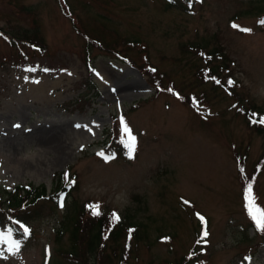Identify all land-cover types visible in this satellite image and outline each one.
I'll use <instances>...</instances> for the list:
<instances>
[{
    "label": "rangeland",
    "instance_id": "374dc122",
    "mask_svg": "<svg viewBox=\"0 0 264 264\" xmlns=\"http://www.w3.org/2000/svg\"><path fill=\"white\" fill-rule=\"evenodd\" d=\"M194 1L184 0L189 10H181L164 0H0V188L45 185L50 192L59 174L75 177L78 185L67 205L74 199L126 208L146 225L150 246L140 248L131 264H163L189 252L196 242V211L208 222V244L201 243L197 252L209 264H247L251 252L249 264H264V247L255 246L264 242V231L256 235L251 226L234 158L245 153L252 171L264 137L231 107L232 97L202 84L192 67L199 63L193 45L220 47L239 80L235 95L240 91L244 105L264 110V10L258 11L261 0ZM19 3L37 13L38 35L47 45L41 55L21 44L26 60L8 43L10 26H31ZM101 27L108 39L117 33L141 42L165 81L181 91L180 99L164 92L152 98L139 69L97 48L89 69L83 33L93 38ZM116 47L135 54L123 44ZM90 71L97 88L88 91ZM202 92L207 113L189 107L190 93ZM121 113L137 136V151L131 159L106 161L99 155L103 129ZM252 191L264 207V167ZM65 207L54 213L43 207L31 222L33 236L22 240L20 249L0 244V264H42L46 254L54 264L57 248L66 244V234L57 235ZM161 234L175 238L157 240Z\"/></svg>",
    "mask_w": 264,
    "mask_h": 264
},
{
    "label": "trees",
    "instance_id": "16d2710c",
    "mask_svg": "<svg viewBox=\"0 0 264 264\" xmlns=\"http://www.w3.org/2000/svg\"><path fill=\"white\" fill-rule=\"evenodd\" d=\"M15 0H8L9 3H13ZM167 1V6L175 8L185 9L179 0H164ZM21 12L30 16L31 26L27 28H19V26H13L10 21V31L12 37H10L9 45L17 51L18 55L22 59L28 58V53L23 50L22 45L29 46L30 50L39 52L41 55L47 52V45L38 35L37 25L38 20L36 18V12L27 8L23 4L19 3ZM68 5V4H67ZM69 9L71 7L68 5ZM264 10V0L259 2L258 11ZM25 11V12H24ZM72 11V10H71ZM264 12H262L263 14ZM261 15V14H260ZM99 34L93 38L83 33L84 39H86L84 62L89 63L91 60V50L97 48L101 50L103 54L110 56L111 58L118 59L120 61L128 62L134 65L137 69L143 72L145 75H151L152 80H148L153 86L158 87L160 92L166 91L167 94L180 99L181 91L175 88L171 80L165 81V73L159 71L157 67L150 62L148 53L141 46V42L138 40L129 39L128 37H120L116 33L114 40L108 39L110 36L103 29L98 28ZM112 38V37H110ZM123 44L128 49L135 50V54L129 55L123 52L121 49H117V45ZM207 43L200 47V45H193L196 49L197 59L199 63L194 65L196 69V75L201 80V83H210L214 90L220 89L224 96L232 97L231 107L235 109L238 115H241L248 125V127L254 129L255 132L264 137V126L254 125L250 123L253 118L259 119L264 117V110L259 105L249 104L244 105L246 98L239 91L238 96L235 95L238 87L236 85L237 79L234 76L232 68L227 65L226 55L222 53L220 47H215L208 51L204 48ZM198 46V47H197ZM2 57H0L1 59ZM14 60V57H12ZM140 61L141 63H138ZM155 69V71H152ZM91 74V73H90ZM231 79L234 81V85H228L227 81ZM216 80L221 83L217 84ZM203 81V82H202ZM85 84L91 85L88 87V91L91 88H97L92 76H87ZM165 84V85H164ZM168 88L173 89L172 92L167 91ZM193 99L189 97V107L202 113H207V106L204 99L207 98L205 92L199 94L190 93ZM188 96L184 95V100ZM234 98V99H233ZM82 108V107H80ZM255 113V117H253ZM116 120L114 119V123ZM110 142L108 144L109 155L120 153L121 155L126 151L123 147V143L119 139V131L114 124L113 129L110 132ZM238 164V176L242 183V187L246 190V185L251 182L254 183V178L259 174L264 167V150L260 158L257 160V166L255 165L252 171H248L245 166L246 154L237 152L234 156ZM245 171L242 174L240 169ZM56 185L50 192L46 191L45 185L33 186L28 184L26 187L21 185L15 186L11 191L0 188V231L8 240L15 246L23 245L22 240L33 236V229L31 222L36 220L43 213V207H49L50 212L54 213L57 209L58 200L64 197L65 201V213L59 221V227L57 229L58 237L66 234V244L57 248V254L55 257V263L58 264L62 261H66L70 264H131L133 260H138V254L140 248L148 247L151 243L149 240V234L146 225L143 222L133 220L128 214V210L125 208L122 211H117L110 208L108 205L100 204L101 215L93 216L92 211L88 207L89 205H97L95 203H81L78 204L74 199H71V203L67 205L70 200V192L72 189L77 188V185H72L69 189V183L62 174L56 178ZM68 201V202H67ZM99 203V202H98ZM102 205V206H101ZM116 213L120 220L117 222L112 221V214ZM198 226L201 227L200 222ZM27 228L28 232L25 233L24 229ZM200 229V228H199ZM196 231V240L201 236L200 230ZM258 235L257 228L255 229ZM131 233V235H130ZM107 237V239H105ZM175 236L171 234H161L157 236V240L163 242H172ZM264 238V236H263ZM262 238V239H263ZM257 245H264V242ZM198 245H193L189 252H186L180 258L171 262L164 261L163 264H206L207 258H204L197 252ZM44 264H53L50 258H46Z\"/></svg>",
    "mask_w": 264,
    "mask_h": 264
},
{
    "label": "snow or ice",
    "instance_id": "6c2138e0",
    "mask_svg": "<svg viewBox=\"0 0 264 264\" xmlns=\"http://www.w3.org/2000/svg\"><path fill=\"white\" fill-rule=\"evenodd\" d=\"M262 24H264V21H261ZM233 28H237L240 31L243 32H251V29L249 28H243L239 25L233 24L232 25ZM152 71H155V69H153ZM216 83L219 84L221 83L219 80H216ZM234 81H232L231 79H229L227 81L228 85H234ZM159 87V85H158ZM167 91L172 92L173 89L168 88ZM255 113H253V117H255ZM120 123H121V131H122V136L121 139L125 144V147L127 148V152H128V156L129 158H133L135 152L137 151V136L134 133V130L130 127V125H128L126 123V121L124 120L123 117L120 118ZM250 123L256 125H261L264 126V117H260L259 119L253 118ZM15 127H20V125H15ZM99 155L103 156L104 159L106 161L113 159V157L111 155H104V153H100ZM241 173H244V169L241 168L240 169ZM66 180L69 179V175L68 173H65V177ZM73 183L75 181H72ZM247 191L245 193V200H246V210L248 211V214L250 216V218L252 219L255 227L257 228L258 231H264V207H261L259 205L256 204V197L252 191L253 185L251 182H249L246 185ZM185 204H188V201H184ZM63 199H61V207H63ZM90 208V210L92 211V215L93 216H99L101 215V211H100V206L97 205H89L88 206ZM197 216L199 217L200 221L202 222L203 225V231L201 233V240H205L206 242V237L209 235L208 229H207V221L205 219V217H203L202 215H200L199 213H197ZM120 220V217L116 214L113 213L112 214V221L113 222H117ZM25 233L28 232V229L25 228L24 229ZM131 235V233H130ZM105 239H107V237H105ZM201 241L198 240L197 243L199 244Z\"/></svg>",
    "mask_w": 264,
    "mask_h": 264
}]
</instances>
